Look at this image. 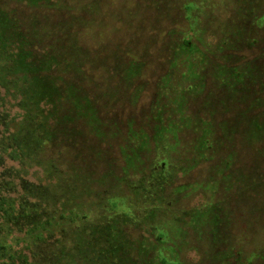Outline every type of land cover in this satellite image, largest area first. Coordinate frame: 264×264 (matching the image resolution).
I'll return each instance as SVG.
<instances>
[{
	"label": "trees",
	"instance_id": "obj_1",
	"mask_svg": "<svg viewBox=\"0 0 264 264\" xmlns=\"http://www.w3.org/2000/svg\"><path fill=\"white\" fill-rule=\"evenodd\" d=\"M100 1L0 0V264H264V0L142 2L92 54Z\"/></svg>",
	"mask_w": 264,
	"mask_h": 264
},
{
	"label": "rangeland",
	"instance_id": "obj_2",
	"mask_svg": "<svg viewBox=\"0 0 264 264\" xmlns=\"http://www.w3.org/2000/svg\"><path fill=\"white\" fill-rule=\"evenodd\" d=\"M147 1H149V0H101L100 2L101 3L103 2L102 9L104 12H103V14L99 15L98 17L101 18V20H102L103 26H101V29L104 30L105 36H100V33H99L100 30H95L94 33L91 35L92 37H94L91 39L97 41V42H90V47H91L90 49L92 50V54L98 53V51H96L97 48H94V46H96L97 44L105 45L106 48H104V49H110L111 46H109V44H111L113 41H115L117 39L119 40L122 38L121 34L123 32L118 29L119 21L124 23L126 21V17L124 18V20L121 19L122 15L119 14L121 12V10L128 13L129 9H133V12L130 13L132 15H129V16L126 15L128 17V20L131 22V27H133L134 22L136 20L134 16H139L140 8H138L139 6H136L135 8H132V7L135 6L136 4H142V2H147ZM222 1H225V2L228 1L232 4V7H234V3L232 0H218V2H216V3L221 4ZM212 16H213V14H212ZM94 19H96V18H94ZM216 20H215V22H217ZM47 27L49 29V24H47ZM146 33H147V31H146ZM212 33H213V29L209 28V30L206 31L205 35H206L207 39L213 41L214 38L211 37ZM72 43L75 44V42H72ZM109 53H110V58H114L118 54V52L115 51L114 49H111L109 51ZM109 69L111 71V67H109ZM97 70H100V69H97ZM95 76L99 77L100 74L95 73ZM154 79H155V74H153V71H151V72L145 71L143 73L139 72V74H137L136 81H134V83H132L131 86L126 88V91H124L123 96H124L125 101L119 100L118 104L117 103H114V105L111 104V106H113V108H112L113 111L111 112V114L116 115V118L113 122V126L111 127V125H107L106 123H108V121H106V119L104 118V117H106V115L102 114L103 112H99L98 113V116H99L98 119L100 120V123L96 122L98 124L99 128L105 132L106 131L115 132V131L120 130V131H122L121 132L122 134H123V131L126 132V131H128V129H134L135 131H137V129L139 128L140 119H142V117H143V116H140L141 112L143 113L144 109L147 110V108L149 107L150 86L152 84V81H154ZM115 92H116V90H114V93ZM132 95H135L134 102L133 103H130V101H129V103L126 102V101H128L127 99L130 98ZM104 102H102V103L105 104ZM89 110H90V108L84 107V111L87 112V114H86L87 116H90V114H91V112ZM93 114L94 113H92V115ZM107 116H109V115H107ZM127 121L129 122V124L127 126H124V124L127 123ZM131 123H132V125H131ZM104 125L106 126V128L104 127ZM94 129H96V128H94ZM118 143H121L120 139H116V141L114 142V144H118ZM112 150L113 151L118 150V146L117 145L113 146ZM147 164L142 165L141 168H144V169L147 168L148 167ZM188 173H189L188 174L189 177H193L192 175L194 174V171H189ZM201 179H203V177ZM132 180H134V177L132 178ZM192 180H194V178ZM192 180L185 178V180H180V182L186 183V182H192ZM123 186H124V187H122L123 191H125V193H127V191H128L127 186L126 185H123ZM196 194L197 195H191L190 197L188 196L187 199L183 202V205L195 206V205L199 204L201 202L200 191L198 190V192ZM88 198L91 202L96 200L95 194L94 195H88ZM262 240H263L262 237L257 239L253 243L254 246L258 249L262 248V246H263ZM180 256H181V259L184 260L185 262L195 261L198 259V255L195 254V252L181 251ZM189 259H192V260H189Z\"/></svg>",
	"mask_w": 264,
	"mask_h": 264
}]
</instances>
